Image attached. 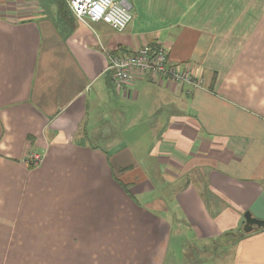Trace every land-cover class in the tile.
Instances as JSON below:
<instances>
[{"label":"crops","instance_id":"crops-1","mask_svg":"<svg viewBox=\"0 0 264 264\" xmlns=\"http://www.w3.org/2000/svg\"><path fill=\"white\" fill-rule=\"evenodd\" d=\"M121 1L116 32L0 0V264H264V0ZM145 43L203 87L120 90L107 53Z\"/></svg>","mask_w":264,"mask_h":264},{"label":"built area","instance_id":"built-area-1","mask_svg":"<svg viewBox=\"0 0 264 264\" xmlns=\"http://www.w3.org/2000/svg\"><path fill=\"white\" fill-rule=\"evenodd\" d=\"M68 6L78 21L96 22L105 21L114 31L122 32L130 23L132 16L127 3L121 0H62ZM166 47L162 44H142L128 54L107 53L106 66L112 72L114 84L125 89L132 76L139 74L143 78L160 76L163 79L203 87V75L200 68L186 62L169 63ZM26 161L31 166L38 165L42 155L31 152Z\"/></svg>","mask_w":264,"mask_h":264},{"label":"rangeland","instance_id":"rangeland-1","mask_svg":"<svg viewBox=\"0 0 264 264\" xmlns=\"http://www.w3.org/2000/svg\"><path fill=\"white\" fill-rule=\"evenodd\" d=\"M121 131H122V127H120V125L118 126H113V128L111 129V130H107V138H111V139H114V138H117V137H122V135H121ZM131 137V136H130ZM130 139V138H129ZM130 142H131V140H130ZM142 168V167H141ZM143 169V168H142ZM149 169H151V171H152V168H149ZM135 174H133V175H131L132 176V178L134 177L135 178V176H134ZM154 185H155V187L157 186V191L158 192H160V191H163V183H154ZM183 238V237H182ZM180 243H182V240L180 241V242H178V243H176V244H174L172 241H171V243H170V245H171V247H172V249H174V250H176L177 252H180V250L182 249L179 245H180ZM184 246H185V250L186 251H189V250H191V247L193 246L192 244H191V242H189V243H186V245L184 244Z\"/></svg>","mask_w":264,"mask_h":264},{"label":"water","instance_id":"water-1","mask_svg":"<svg viewBox=\"0 0 264 264\" xmlns=\"http://www.w3.org/2000/svg\"><path fill=\"white\" fill-rule=\"evenodd\" d=\"M244 224L242 231L244 233L250 232L253 229L264 227V219L254 217L250 211L244 212Z\"/></svg>","mask_w":264,"mask_h":264},{"label":"trees","instance_id":"trees-1","mask_svg":"<svg viewBox=\"0 0 264 264\" xmlns=\"http://www.w3.org/2000/svg\"><path fill=\"white\" fill-rule=\"evenodd\" d=\"M58 7H59V13L61 14V15H63L64 17H65V15L66 14H68V11H70V9L68 8V6L67 5H65V3L62 1V0H60V2H59V5H57ZM71 12V11H70ZM72 13V12H71ZM29 167H33V166H31L30 164H29ZM122 186L126 189L127 187H126V185L124 184V183H122ZM225 234H227V235H229V237H230V239L232 240V239H236V238H238L239 236H241L242 234L241 233H237V232H229V233H225Z\"/></svg>","mask_w":264,"mask_h":264}]
</instances>
